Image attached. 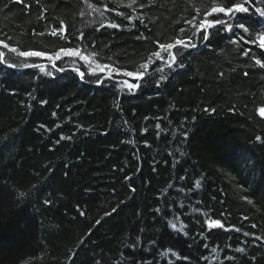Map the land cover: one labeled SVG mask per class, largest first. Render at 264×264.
<instances>
[{
    "label": "trees",
    "instance_id": "16d2710c",
    "mask_svg": "<svg viewBox=\"0 0 264 264\" xmlns=\"http://www.w3.org/2000/svg\"><path fill=\"white\" fill-rule=\"evenodd\" d=\"M130 3L0 0V39L49 54L87 47L100 63L134 70L157 41L192 35L185 21L206 0ZM242 15L250 31L264 28ZM57 27L68 39L51 35ZM209 32L177 57L184 67L157 60L148 72L162 73L133 92L117 82L135 78L100 74L99 85L68 57L56 62L63 72L23 58L53 76L0 63V264H264V68L251 59L264 62V49ZM74 67L85 79L66 71Z\"/></svg>",
    "mask_w": 264,
    "mask_h": 264
},
{
    "label": "snow or ice",
    "instance_id": "6c2138e0",
    "mask_svg": "<svg viewBox=\"0 0 264 264\" xmlns=\"http://www.w3.org/2000/svg\"><path fill=\"white\" fill-rule=\"evenodd\" d=\"M37 2H39V0H37ZM84 2L88 3V0H84ZM136 3L137 0H131V3L128 5V7H132ZM259 4L261 6H257L256 0H206V3L203 7L194 6V11L196 14L192 17V19L185 21V23L190 25L191 28L195 30L192 32V35L183 38L176 37L172 40V42L169 43H160L159 41H157L156 43L158 45V50L152 52L151 56L148 57L143 63H141L138 68L133 66L134 70H127L122 68L121 66L113 67L111 64L100 63L97 59L98 53L89 51L87 47H85L83 50H81L79 46H77L75 49H59L49 54V52L47 51H21L18 50V48L15 46L10 47L9 44L5 43L3 39H0V45H3V49H7L9 53L15 54V57L18 59L15 63H9L8 59L5 58V52L3 50H0V63H5L8 67L11 68H38L41 70H46L48 68V65L28 63L27 59L23 58L46 57L51 68H56V62L58 60H61L63 57H78L81 61L87 64V71L90 74L89 78L95 77L94 82L97 84H101L104 82L100 78V74L104 72H106L109 78L113 79L115 78L114 74H118L126 78H135L136 81H138L137 83H131L129 82V79H121L117 82L120 88H126L127 91L133 92L141 87L139 81H141L146 74L151 77L156 73H162V69L159 67L155 68L151 73L148 72L150 65L155 64L157 60H170V63L168 64L169 68H171L173 65L184 67L182 63L177 62V57L179 56L182 58L184 49L194 48L198 46L197 43L194 42L195 37H199L201 41L209 40L211 35L209 32L210 29H215L216 31L224 30L234 32L237 38L231 41L232 44H238L239 42H246L250 44L258 43V47L260 49H264V28H261L256 32H252L248 27H246L245 23L238 22L239 19L246 18L245 15L242 14H247V17L258 16L264 18V0H259ZM89 6L92 7L91 5ZM139 7H144V5L140 4ZM93 10L99 12L101 16L104 15V11L101 8H94ZM133 10L135 11V9ZM80 14L83 15V13ZM120 15L124 16L125 19H142L141 17H132L130 15H125L123 12H121ZM61 24H63V22H61ZM110 26L113 28L120 27V25L116 23H112L110 24ZM217 26L221 27L217 28ZM238 30H242V32L247 35V40H245V35L239 34ZM64 32V27H57L51 30V35H60L62 38L68 39L67 36H64ZM184 32L185 29L181 28L180 33L183 34ZM201 32H203V35H200ZM40 35H44V33H40ZM78 39L83 40V33L80 34ZM173 49H175V51H173ZM250 51L251 49L245 50L242 52V55L248 57ZM162 52L166 55H162ZM261 54L264 55V53ZM251 59H254L257 65H259L261 68H264V62H262L259 58L252 56ZM58 71L63 72L65 71V69L61 67L58 68ZM74 71L78 73L81 79H85V72L81 71L80 67H74ZM45 74L48 76L54 75V73L50 70H46ZM245 75L247 76L248 74L245 73ZM166 78L167 77L165 75L161 74L159 76V79L156 81L157 85ZM42 103L47 102L42 101ZM258 112L261 117H264V107H260L258 109ZM157 127H159V125H157ZM61 138L63 139L64 137ZM68 139H71V137H68ZM256 139L259 141L261 140V137L257 136ZM196 186H200L199 181H196ZM132 190L134 191L135 189ZM19 196L21 198H24L26 196V193L21 192L19 193ZM45 203H50V201L46 200ZM81 215H83V213H81ZM106 215L109 214L106 213ZM97 223H99V221H97ZM171 226L174 229L176 228L175 223H173ZM216 226L224 228V225L220 220H212L209 222V227ZM252 227H256V225H252ZM236 230L239 231V229ZM179 231L184 232V227H181ZM245 235H249V233H245ZM237 250L239 252L245 251L244 248H239ZM169 251H171V249H169ZM183 259H188V257L185 256L183 257ZM253 259H255V257H253ZM133 264H135L134 261Z\"/></svg>",
    "mask_w": 264,
    "mask_h": 264
},
{
    "label": "rangeland",
    "instance_id": "374dc122",
    "mask_svg": "<svg viewBox=\"0 0 264 264\" xmlns=\"http://www.w3.org/2000/svg\"><path fill=\"white\" fill-rule=\"evenodd\" d=\"M174 50V49H173ZM32 58H39V59H43V60H47V58L46 57H32ZM64 58V57H63ZM68 58H70L71 59V61L70 62H72V63H76V64H82L85 68H87V64H85L83 61H81L78 57H68ZM170 63V60H167V62L165 63V65L166 66H168V64ZM68 70H69V68H68ZM101 74H103V75H107L106 74V72H104V73H101ZM138 82V81H137ZM140 82V81H139Z\"/></svg>",
    "mask_w": 264,
    "mask_h": 264
},
{
    "label": "bare ground",
    "instance_id": "6f19581e",
    "mask_svg": "<svg viewBox=\"0 0 264 264\" xmlns=\"http://www.w3.org/2000/svg\"><path fill=\"white\" fill-rule=\"evenodd\" d=\"M203 45H204V44H202V46H203ZM199 49H201V48L198 47V48L194 49V51H197V50H199ZM55 69H57V68H55ZM57 70H58V69H57ZM69 70H74V68H69ZM69 70L66 69V71H69ZM104 79H105V78H103L102 80H104ZM99 85H100V84H99Z\"/></svg>",
    "mask_w": 264,
    "mask_h": 264
},
{
    "label": "water",
    "instance_id": "95a60500",
    "mask_svg": "<svg viewBox=\"0 0 264 264\" xmlns=\"http://www.w3.org/2000/svg\"><path fill=\"white\" fill-rule=\"evenodd\" d=\"M261 117V116H260ZM262 119H264V117H261Z\"/></svg>",
    "mask_w": 264,
    "mask_h": 264
}]
</instances>
